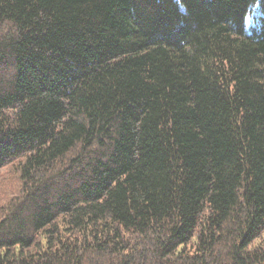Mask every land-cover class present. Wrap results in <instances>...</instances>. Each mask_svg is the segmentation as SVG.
Masks as SVG:
<instances>
[{
    "label": "trees",
    "instance_id": "obj_1",
    "mask_svg": "<svg viewBox=\"0 0 264 264\" xmlns=\"http://www.w3.org/2000/svg\"><path fill=\"white\" fill-rule=\"evenodd\" d=\"M0 264H264V0H0Z\"/></svg>",
    "mask_w": 264,
    "mask_h": 264
},
{
    "label": "rangeland",
    "instance_id": "obj_2",
    "mask_svg": "<svg viewBox=\"0 0 264 264\" xmlns=\"http://www.w3.org/2000/svg\"><path fill=\"white\" fill-rule=\"evenodd\" d=\"M248 23H247V25L249 26V21H247Z\"/></svg>",
    "mask_w": 264,
    "mask_h": 264
}]
</instances>
